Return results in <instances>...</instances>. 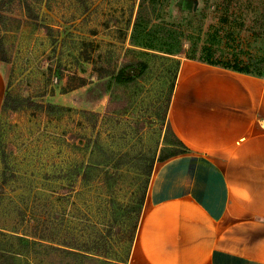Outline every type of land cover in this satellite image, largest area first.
Listing matches in <instances>:
<instances>
[{"label": "rangeland", "instance_id": "obj_1", "mask_svg": "<svg viewBox=\"0 0 264 264\" xmlns=\"http://www.w3.org/2000/svg\"><path fill=\"white\" fill-rule=\"evenodd\" d=\"M0 0V264H141L184 59L264 57V0Z\"/></svg>", "mask_w": 264, "mask_h": 264}, {"label": "crops", "instance_id": "obj_2", "mask_svg": "<svg viewBox=\"0 0 264 264\" xmlns=\"http://www.w3.org/2000/svg\"><path fill=\"white\" fill-rule=\"evenodd\" d=\"M169 116L191 150L155 163L134 257L264 264V77L184 59Z\"/></svg>", "mask_w": 264, "mask_h": 264}, {"label": "trees", "instance_id": "obj_3", "mask_svg": "<svg viewBox=\"0 0 264 264\" xmlns=\"http://www.w3.org/2000/svg\"><path fill=\"white\" fill-rule=\"evenodd\" d=\"M153 3L152 0H141L139 10H138V16L136 18L135 22V27H134V32L137 31V29L144 23H150L151 22V15L153 11H148L150 4ZM200 61L202 63H207L209 65H214V66H219L225 69H230L236 72L244 73V74H249L253 75L256 77L263 78L264 77V57L263 60L254 57L249 65L242 63V61L236 60L234 63H228L227 61H223L222 64L220 65L219 63H216V61H210L208 60H201V59H193ZM7 105V96L5 95L4 98V104L3 107ZM174 140H173V145H174V150L170 152L168 155L165 157L161 158L159 161L166 160L168 158H171L176 155L180 154H185L190 152V148L173 132ZM153 171V165L150 168L149 171V177L151 176ZM150 180V179H149ZM149 183V181H148ZM146 194L142 200V204H144Z\"/></svg>", "mask_w": 264, "mask_h": 264}]
</instances>
